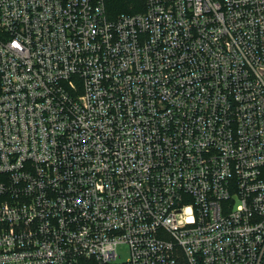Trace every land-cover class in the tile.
I'll list each match as a JSON object with an SVG mask.
<instances>
[{"label":"built area","instance_id":"1","mask_svg":"<svg viewBox=\"0 0 264 264\" xmlns=\"http://www.w3.org/2000/svg\"><path fill=\"white\" fill-rule=\"evenodd\" d=\"M0 264H264V0H0Z\"/></svg>","mask_w":264,"mask_h":264},{"label":"trees","instance_id":"2","mask_svg":"<svg viewBox=\"0 0 264 264\" xmlns=\"http://www.w3.org/2000/svg\"><path fill=\"white\" fill-rule=\"evenodd\" d=\"M105 3L111 19L124 14L141 13L145 10V0H105Z\"/></svg>","mask_w":264,"mask_h":264},{"label":"rangeland","instance_id":"3","mask_svg":"<svg viewBox=\"0 0 264 264\" xmlns=\"http://www.w3.org/2000/svg\"><path fill=\"white\" fill-rule=\"evenodd\" d=\"M118 253L121 256V261H128L131 258L130 249L127 245L119 246Z\"/></svg>","mask_w":264,"mask_h":264}]
</instances>
